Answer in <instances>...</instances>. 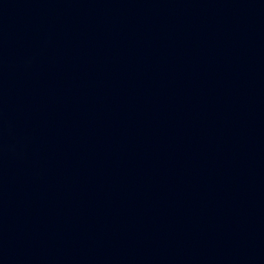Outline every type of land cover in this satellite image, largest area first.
Returning <instances> with one entry per match:
<instances>
[{"label": "water", "instance_id": "95a60500", "mask_svg": "<svg viewBox=\"0 0 264 264\" xmlns=\"http://www.w3.org/2000/svg\"><path fill=\"white\" fill-rule=\"evenodd\" d=\"M0 264H264V0H0Z\"/></svg>", "mask_w": 264, "mask_h": 264}]
</instances>
